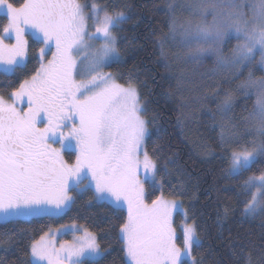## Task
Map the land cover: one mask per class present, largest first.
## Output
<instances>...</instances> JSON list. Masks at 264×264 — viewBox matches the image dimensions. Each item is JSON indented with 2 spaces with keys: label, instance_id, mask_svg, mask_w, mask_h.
Here are the masks:
<instances>
[{
  "label": "snow or ice",
  "instance_id": "snow-or-ice-1",
  "mask_svg": "<svg viewBox=\"0 0 264 264\" xmlns=\"http://www.w3.org/2000/svg\"><path fill=\"white\" fill-rule=\"evenodd\" d=\"M175 5L176 0L167 5L169 30L158 41L161 55L165 39L175 42L179 34L177 58L193 71L210 59L202 77L227 74L238 81L234 89L217 92V147L227 161L224 174L242 181L235 195L243 198V213L264 214V168H257L264 163V0H185L189 17L183 21ZM0 9L7 17L0 33L4 75L27 68L29 29L39 46L38 67L7 98L0 94V222L63 213L75 203L72 193L91 191L93 200L126 211L119 227L126 264H204L193 255L203 246L194 222H184L177 244L173 215L187 216V210L162 191L157 160L146 148L151 133L138 84L131 76L120 83L105 71L122 62L118 33L126 12L99 0H23L18 6L0 0ZM229 37L235 44L226 52ZM250 94L252 107L245 99L247 115L237 117L238 97ZM73 147L70 162L65 152ZM207 154L215 150L209 147ZM178 174L185 175L183 169ZM149 187L161 189L160 195L151 199ZM228 214L225 207L221 218ZM47 237L31 244L30 261L98 264L95 234L84 230L59 247ZM246 264H252L250 255Z\"/></svg>",
  "mask_w": 264,
  "mask_h": 264
},
{
  "label": "trees",
  "instance_id": "trees-1",
  "mask_svg": "<svg viewBox=\"0 0 264 264\" xmlns=\"http://www.w3.org/2000/svg\"><path fill=\"white\" fill-rule=\"evenodd\" d=\"M183 1L176 0L177 18H184L179 17L183 14ZM10 2L18 6L23 0ZM80 2L84 4L91 0ZM99 2L106 3L109 9L124 10L127 14L128 20L118 33L122 62L113 63L105 71L120 77V83L131 76L139 86L142 102L147 107L145 119L149 121L151 133L146 148L157 160L158 179L164 182L162 191L167 199H175L187 210L185 217L190 223H195L203 242L198 251L194 249L193 255L202 258L204 264H246L249 255L252 264H264V214L248 216L243 213V198L235 195L242 181L230 180L223 172L227 161L217 147L219 127L213 119L219 103L217 92L222 95L224 90L234 89L238 81L222 75L214 79L202 77L200 73L208 70L207 62L206 69L193 71V68H182L174 57L173 49L177 47L170 37L165 39L164 55H161L158 41L166 37L169 30L167 5L171 0ZM6 23V15L0 14V32ZM26 38L29 40L27 68L17 71L15 76H6L0 70V94L6 98L20 81L38 67L37 36L26 34ZM179 40L176 39L177 42ZM234 41L233 38L228 40L226 52ZM256 75H261V72L257 70ZM245 99L246 107H252V94L247 98L238 97L237 117L247 115L244 111ZM154 114L156 120L152 123ZM209 147L215 150L214 155L207 154ZM65 159L73 161L74 152L66 151ZM170 159L176 164L169 162ZM257 168H264V163ZM180 169L185 175L178 174ZM148 190L151 199L161 193L159 188L154 192L150 187ZM72 194L76 195L75 203L59 215H36L7 224L0 222V264H35L30 261L31 244L49 230L71 224L95 234L102 252L98 264H126L119 235L126 212L116 210L109 203L93 200L91 191ZM225 207L229 209V214L227 218H221ZM181 216V211L174 215L179 244Z\"/></svg>",
  "mask_w": 264,
  "mask_h": 264
},
{
  "label": "rangeland",
  "instance_id": "rangeland-1",
  "mask_svg": "<svg viewBox=\"0 0 264 264\" xmlns=\"http://www.w3.org/2000/svg\"><path fill=\"white\" fill-rule=\"evenodd\" d=\"M185 5V0L183 1V4H182V13L183 14H180V16L179 17H184V18H178V20H180V21H183V20H185V19H187L188 17H189V10L187 9V7H185L184 6ZM87 10V9H86ZM186 15H185V14ZM0 14H4V15H6V13H5V11L3 10V9H0ZM177 16V15H176ZM209 19H210V17H209ZM91 23V22H90ZM0 33H2V31L0 32ZM26 34H34L33 33V31L32 30H28L27 32H26ZM180 38V36H179V34H177V36H176V39H179ZM230 38H233V37H229V39ZM228 39V40H229ZM234 39V38H233ZM235 40V39H234ZM9 41H11V42H13L14 43V40L11 38V37H8L7 39H6V42H9ZM228 41H226V43H227ZM175 46L177 47L176 49H173V51H174V57L179 61V63H181V66H182V68H192V66L190 65V64H186L184 61H183V59H178L177 58V54L178 53H181L182 52V49H181V47H180V45H179V42H177V41H175ZM234 44H235V41H234V43L232 44V46H234ZM226 45V44H225ZM175 50H176V52H175ZM207 63H209V67H211V60L209 59L208 61H207ZM209 67H206V68H209ZM199 68H205V66L204 67H199ZM205 68V69H206ZM3 69H4V66L3 65H0V70L1 71H3ZM202 72V71H201ZM205 72H207V71H205ZM222 76H228L227 74H222ZM253 97H254V100H255V96L253 95ZM58 146V145H57ZM67 151H72V152H74V155H75V148L73 147L72 149H70V150H67ZM74 161V160H73ZM178 202V201H177ZM179 204H181L180 202H178ZM126 212V211H125ZM61 214V213H60ZM49 215H59V214H57L56 212H53V213H51V214H49ZM174 215H175V213H174ZM174 215H173V227L176 229V236H177V244L178 245H181L182 244V236H183V231H182V225L184 224V222L185 221H187V219H186V217L183 215V213H182V216H181V219H180V224H179V228H180V235H181V243L179 244L178 243V237H179V234H178V230H177V228H176V226H175V224H174ZM29 217H31V216H29ZM24 218H28V217H24ZM187 223H189V224H191L189 221H187ZM72 225L73 224H71V225H65V226H61V227H58V228H55V229H51V230H49L48 232H46L47 234H48V237L47 238H49V239H54V241H55V243H56V246L57 247H59V245L61 244V243H63L64 241H68V242H71V241H73V239H74V236H79V235H82L83 234V231L84 230H86V229H84L83 227H79V226H76L75 228H73L72 227ZM89 232V231H88ZM45 233V234H46ZM44 234V235H45ZM44 235H42V236H44ZM40 239V238H39ZM38 239V240H39ZM101 255H102V252H101ZM101 257V256H100ZM35 264H36V262L35 261H33Z\"/></svg>",
  "mask_w": 264,
  "mask_h": 264
}]
</instances>
